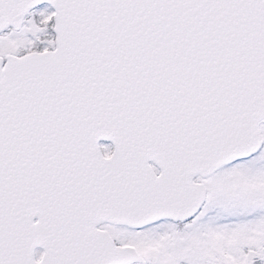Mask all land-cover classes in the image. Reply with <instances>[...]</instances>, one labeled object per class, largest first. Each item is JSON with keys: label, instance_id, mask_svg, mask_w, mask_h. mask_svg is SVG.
Here are the masks:
<instances>
[{"label": "snow or ice", "instance_id": "snow-or-ice-1", "mask_svg": "<svg viewBox=\"0 0 264 264\" xmlns=\"http://www.w3.org/2000/svg\"><path fill=\"white\" fill-rule=\"evenodd\" d=\"M0 264H264V0H0Z\"/></svg>", "mask_w": 264, "mask_h": 264}]
</instances>
